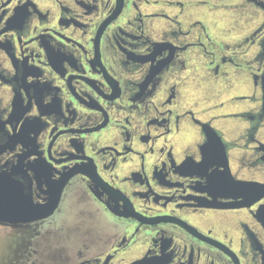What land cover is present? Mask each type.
I'll return each mask as SVG.
<instances>
[{
    "label": "flooded vegetation",
    "instance_id": "1",
    "mask_svg": "<svg viewBox=\"0 0 264 264\" xmlns=\"http://www.w3.org/2000/svg\"><path fill=\"white\" fill-rule=\"evenodd\" d=\"M4 142L54 206L11 264H264V0H0Z\"/></svg>",
    "mask_w": 264,
    "mask_h": 264
},
{
    "label": "water",
    "instance_id": "2",
    "mask_svg": "<svg viewBox=\"0 0 264 264\" xmlns=\"http://www.w3.org/2000/svg\"><path fill=\"white\" fill-rule=\"evenodd\" d=\"M10 141V138L8 139ZM8 146V142L0 143V152ZM25 175V174H24ZM24 177V176H23ZM19 177L15 166L9 169L0 167V224H24L49 215L54 206L33 203L29 190L30 182ZM247 189L253 185L245 183ZM257 198L264 197V183L256 186ZM245 205H250V201ZM261 222L264 226V204L261 205Z\"/></svg>",
    "mask_w": 264,
    "mask_h": 264
},
{
    "label": "rangeland",
    "instance_id": "3",
    "mask_svg": "<svg viewBox=\"0 0 264 264\" xmlns=\"http://www.w3.org/2000/svg\"><path fill=\"white\" fill-rule=\"evenodd\" d=\"M61 222V220L59 221ZM67 222V221H66ZM54 221L51 222H44L41 227L42 233V240L43 244L47 247L46 255L54 254L55 251L52 250L53 246L58 243V246H64L65 248V255H71L77 252L82 253L84 251V242L82 238L88 237L87 232L84 233L79 227L69 225L68 223H61L58 225L56 229L55 226L52 225ZM4 227L0 224V264H7V262L13 258L15 255L20 253V248L23 250L25 248V242L28 239L27 235L29 229H13ZM91 235L88 239H91L89 242H85L87 246L93 245V240L98 238L100 234V230L97 227H92ZM86 234V236H84ZM30 237V236H29ZM31 238V237H30ZM29 238V239H30ZM32 240V238H31ZM90 243V244H89ZM51 245V246H49ZM68 245V246H67ZM85 245V246H86ZM15 249V251H14ZM26 249V248H25ZM23 254H27L26 251ZM50 261L54 263H66L67 257H62L56 259V256H52ZM12 259L8 262L11 264Z\"/></svg>",
    "mask_w": 264,
    "mask_h": 264
}]
</instances>
